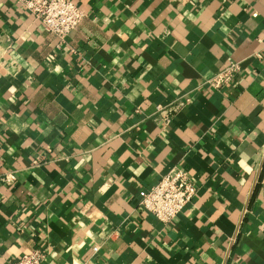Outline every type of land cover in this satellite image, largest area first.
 <instances>
[{
  "label": "crops",
  "instance_id": "1",
  "mask_svg": "<svg viewBox=\"0 0 264 264\" xmlns=\"http://www.w3.org/2000/svg\"><path fill=\"white\" fill-rule=\"evenodd\" d=\"M73 1L62 43L0 0V264H264V0ZM176 168L165 224L140 194Z\"/></svg>",
  "mask_w": 264,
  "mask_h": 264
},
{
  "label": "built area",
  "instance_id": "2",
  "mask_svg": "<svg viewBox=\"0 0 264 264\" xmlns=\"http://www.w3.org/2000/svg\"><path fill=\"white\" fill-rule=\"evenodd\" d=\"M26 12L39 20L45 31L57 37L62 43L75 31L86 18V13L73 0H19ZM241 64L231 62L219 71L208 84L216 91L226 90L240 76ZM189 100H180L174 107L160 112L179 111L186 107ZM171 119H167L169 123ZM197 188L189 172L176 168L165 175L151 189L141 192V205L160 222L169 224L194 199ZM98 249L95 248V251ZM47 253L35 250L24 255L15 264H43ZM85 264H91L89 262Z\"/></svg>",
  "mask_w": 264,
  "mask_h": 264
}]
</instances>
